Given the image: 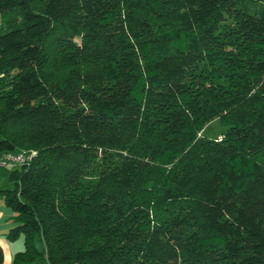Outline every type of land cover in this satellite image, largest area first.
I'll use <instances>...</instances> for the list:
<instances>
[{
    "label": "trees",
    "instance_id": "16d2710c",
    "mask_svg": "<svg viewBox=\"0 0 264 264\" xmlns=\"http://www.w3.org/2000/svg\"><path fill=\"white\" fill-rule=\"evenodd\" d=\"M0 151L12 264H264V0H0Z\"/></svg>",
    "mask_w": 264,
    "mask_h": 264
},
{
    "label": "crops",
    "instance_id": "0c3cea01",
    "mask_svg": "<svg viewBox=\"0 0 264 264\" xmlns=\"http://www.w3.org/2000/svg\"><path fill=\"white\" fill-rule=\"evenodd\" d=\"M3 161V154L0 151V191L2 189L13 187V182L10 180V173L13 165H1ZM14 211L10 208L0 196V264H12L14 255L16 252L23 250L24 244L21 239L12 241L8 238L7 233L9 229L14 225L12 217ZM36 264V263H33Z\"/></svg>",
    "mask_w": 264,
    "mask_h": 264
},
{
    "label": "rangeland",
    "instance_id": "374dc122",
    "mask_svg": "<svg viewBox=\"0 0 264 264\" xmlns=\"http://www.w3.org/2000/svg\"><path fill=\"white\" fill-rule=\"evenodd\" d=\"M227 127L224 126L220 119L217 118L213 121H211L209 124L205 126V128L202 130L200 135H203L205 137H210V138H215V137H220L224 132H226ZM13 166H10L9 169H11ZM5 177H1L0 181L3 180ZM21 239V238H20ZM20 241H23L22 239ZM36 264H44L41 262H36Z\"/></svg>",
    "mask_w": 264,
    "mask_h": 264
},
{
    "label": "built area",
    "instance_id": "2783aa9c",
    "mask_svg": "<svg viewBox=\"0 0 264 264\" xmlns=\"http://www.w3.org/2000/svg\"><path fill=\"white\" fill-rule=\"evenodd\" d=\"M26 159H27V157H26V155L23 152L8 153L3 158V161L1 162V165L5 166V165L11 164V163L21 164V163H24L26 161Z\"/></svg>",
    "mask_w": 264,
    "mask_h": 264
}]
</instances>
